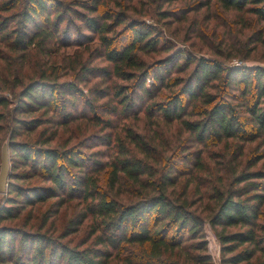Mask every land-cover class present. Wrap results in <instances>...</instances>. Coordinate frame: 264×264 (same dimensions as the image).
<instances>
[{
    "label": "trees",
    "instance_id": "16d2710c",
    "mask_svg": "<svg viewBox=\"0 0 264 264\" xmlns=\"http://www.w3.org/2000/svg\"><path fill=\"white\" fill-rule=\"evenodd\" d=\"M27 1V9L22 14L24 25L34 27L35 31L25 29L24 36L18 38L17 44L23 50L33 44L41 49L38 44L47 41L60 40L63 45H70L76 28H80L76 21H80L92 33L91 41H98L100 57L112 64L109 72L133 79V72H126L125 68L142 69L135 52L151 51L160 46L161 39L156 37L154 29L141 30L137 23L129 26L131 41L122 44V38L113 31L116 25L124 24L125 19L117 14L99 13L97 0H72L71 5L56 4L54 0ZM222 1L226 7L236 8L257 3L251 9L264 20V0ZM21 3L20 0L1 1L0 12L15 9ZM11 13L5 18L0 16V41H8V44L12 37L9 24L18 18L16 12ZM164 15L170 17L167 13ZM192 64L195 66L189 77L167 78L172 70H186ZM79 68L88 74L93 69L85 63L79 64ZM155 68L154 73L148 70L144 73L142 94L155 97L153 89L150 91L146 87L150 79L151 86L173 81V86L179 88L165 100L148 104L149 115L160 114L168 122L179 121L191 139L199 143L205 144L209 139L251 140L260 137L264 144V68L224 67L222 63L205 57H186L180 51L160 61ZM56 81L45 67L40 68L38 79L31 80L15 95L10 118L0 112V125L10 119L13 123L8 140L11 170L5 201L0 206V222L15 219L26 207L50 198L57 197L60 201L63 193L70 199L78 198L84 204L78 218L70 220L72 228L68 229L78 228L92 216L90 231L94 242L92 245L70 246L62 242V235L0 226V264H111L114 253L110 249L128 253L116 255L122 257L123 264H212L207 253V226L215 229L223 254H232L243 247L229 257L230 262L245 261L249 264L254 256L259 255V264H264V224L260 221L264 206V170L235 174L234 182L226 191L215 187L217 208L205 219L190 210L187 198L174 199L168 193V187L175 185L185 170L178 164L163 165L160 169L153 166L151 160L155 155L152 153V156L151 151L156 147L151 139L132 128L126 129L123 139L117 142L115 156L107 162L100 161L101 150L84 151L110 144L111 135H92L79 140L78 144L51 146L57 131L49 132V125L42 128L35 140L30 137L19 139L23 133H32L46 122L55 126L56 116L46 119L43 115L54 112L65 121L72 120L78 106L87 103L78 83ZM219 83L224 97L207 90L218 87ZM231 88L242 91L250 102L246 106L247 114L241 115L230 104L227 93ZM5 89L7 84L0 81V92ZM217 90L219 92V88ZM120 93L119 105L109 111L128 115L134 109L135 96H127L124 91ZM103 97L97 94L94 100ZM81 98L85 100L81 101ZM184 98L190 103L202 102L203 106L196 103L189 110L183 104ZM9 103L8 98L0 95V107H7ZM94 116L96 123L104 122L103 116ZM106 122L108 127L112 126L111 122ZM189 162L195 170L204 165L200 155L183 161L184 164ZM105 169L106 185L102 187L99 174ZM33 179H39L41 183H24ZM126 184L131 185L138 200L123 203L113 194L116 188ZM233 227H238V230L226 231ZM186 235L194 242L184 244ZM183 254L185 261L181 262Z\"/></svg>",
    "mask_w": 264,
    "mask_h": 264
},
{
    "label": "rangeland",
    "instance_id": "374dc122",
    "mask_svg": "<svg viewBox=\"0 0 264 264\" xmlns=\"http://www.w3.org/2000/svg\"><path fill=\"white\" fill-rule=\"evenodd\" d=\"M21 1L22 3L15 9L0 12L3 18L11 15V12L18 14L17 20L9 24V33L12 30L10 43L0 41V81L2 84L4 82L7 84V89L1 91L0 95L10 101L7 107H0V112H4L10 118L14 105L12 101L16 100L15 95L31 80L38 79L39 69L43 67L57 80L56 82L78 83L86 99L81 98V101L85 100L87 103L78 106L73 112L75 115L72 120L65 121L64 117L57 116L54 112L43 115L46 119L52 115L56 116L55 126L46 122L32 133H23L19 139L30 137L35 140L42 128L49 125H51L48 127L49 132L57 131L51 146L78 144L79 140L92 135H111L113 139L110 144L98 145L84 151L101 150L103 154L100 155V161L107 162L115 156L117 142L123 139L126 129L132 128L151 139V143L156 147L155 151H151V155L152 153L155 155L151 160L153 166L160 169L163 165L168 167L178 164L179 168L185 170V174L178 177L177 183L168 187V193L174 199L187 198L190 202V210L205 219H208L217 208L215 187L226 191L234 182L235 174L241 171L264 170V144L260 137L251 140L224 138L220 141H211L209 139L204 144L191 139V135L180 126L179 121L168 122L160 114L149 115L148 104L152 101L165 100L179 88V86H173V81L151 86L150 79L146 87L150 88V91L153 89L154 94L156 93L155 97L149 98L141 93V83L146 70L154 73L158 63L171 57L176 51H180L186 57L189 55L196 58L205 57L229 68L241 66L264 68V20L251 9L257 3H248L241 8H236L226 7L222 0H97L99 13L117 14L125 19V23L116 25L113 31L122 38V44H128L131 41L132 34L129 26L132 23H137L141 30L154 29L156 37L161 39L160 46L154 50L135 52V56L141 61L142 69L125 68L126 72H133L135 76L129 79L109 72L112 64L100 57L98 41L95 39L91 41L92 33L80 21H76L80 28H76L70 45H63L64 43L60 40L47 41L38 44L42 46L41 49L33 44L23 50L17 44L18 38H21V35L24 36L25 29L28 32L35 30L32 26L24 25L22 14L27 9L28 1ZM71 1L54 0L56 4L63 5H71ZM164 13L170 17H165ZM81 63H85L88 68H93L92 72L88 74L86 70L82 71L79 68ZM194 66L192 64L186 70L174 69L168 73L167 78H187ZM220 88L222 89L219 83L218 87H209L207 90L224 97V92H220ZM118 90L124 91L127 96L128 94L135 96L134 109L128 115L109 111L119 105L118 95L121 93ZM97 94H102L104 97L95 101L94 97ZM227 95L235 111L241 115L247 114L246 106H249L250 102H247L246 97L244 98L242 91L231 88ZM196 103L198 106H203L202 102L190 103L187 98L183 100V104L189 110ZM103 106L108 108L105 109ZM41 113L42 111L37 114ZM95 114L103 116L104 122L96 123L93 120ZM106 121L111 122L112 126L108 127ZM12 125L11 119L9 122L7 120L1 122L0 125L2 126L0 163L2 146L5 142L8 144ZM197 155L201 156L204 164L200 170H195L191 162L183 163L185 158L193 160ZM9 166L11 170L10 161ZM106 169L99 174L102 187L106 185L104 177ZM24 183L39 184L41 181L33 179ZM113 194H116L123 203L138 200L130 184L116 188ZM64 195L62 193L60 201L55 197L34 206H28L19 217L0 222V226L30 231L41 230L53 236L62 235L64 236L60 238L62 242L70 246L92 245L94 242V236L90 231L92 216H89L78 228L68 229L70 226L72 228L70 220L78 218L84 204L78 198L70 199ZM5 196L6 193H0V206L4 203ZM260 221L264 224V206L261 208ZM237 230L238 227L226 229L227 232ZM215 232L214 228L206 227L207 253L212 264H247L245 261L230 262L229 257L240 252L243 247H239L232 254H223L220 240ZM192 242H194L192 238H187L184 244ZM110 250L114 253L111 264H123L122 257L118 258L116 255L123 256L128 253H120L121 249ZM259 258V255L254 256L249 264H259ZM184 261L183 254L181 262ZM186 264L189 263L186 262Z\"/></svg>",
    "mask_w": 264,
    "mask_h": 264
},
{
    "label": "water",
    "instance_id": "95a60500",
    "mask_svg": "<svg viewBox=\"0 0 264 264\" xmlns=\"http://www.w3.org/2000/svg\"><path fill=\"white\" fill-rule=\"evenodd\" d=\"M10 174L9 166V152L8 144L5 142L2 146L1 152V163H0V193H6L7 191V181Z\"/></svg>",
    "mask_w": 264,
    "mask_h": 264
}]
</instances>
